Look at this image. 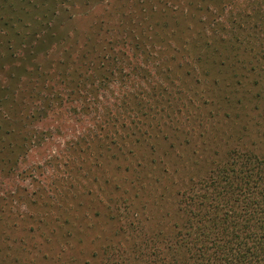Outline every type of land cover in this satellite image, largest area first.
I'll return each instance as SVG.
<instances>
[{"label": "rangeland", "instance_id": "1", "mask_svg": "<svg viewBox=\"0 0 264 264\" xmlns=\"http://www.w3.org/2000/svg\"><path fill=\"white\" fill-rule=\"evenodd\" d=\"M234 154L264 156V0H0V264L166 251Z\"/></svg>", "mask_w": 264, "mask_h": 264}, {"label": "trees", "instance_id": "2", "mask_svg": "<svg viewBox=\"0 0 264 264\" xmlns=\"http://www.w3.org/2000/svg\"><path fill=\"white\" fill-rule=\"evenodd\" d=\"M229 162L182 197L185 220L173 245L159 248L149 232L131 262L116 264H264V156L234 154Z\"/></svg>", "mask_w": 264, "mask_h": 264}]
</instances>
